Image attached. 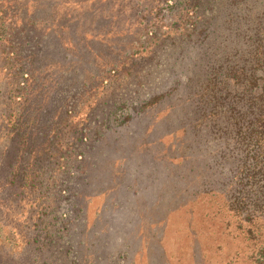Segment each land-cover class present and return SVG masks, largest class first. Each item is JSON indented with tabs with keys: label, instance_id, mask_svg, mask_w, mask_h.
Listing matches in <instances>:
<instances>
[{
	"label": "rangeland",
	"instance_id": "1",
	"mask_svg": "<svg viewBox=\"0 0 264 264\" xmlns=\"http://www.w3.org/2000/svg\"><path fill=\"white\" fill-rule=\"evenodd\" d=\"M181 3L152 10L155 0H0L1 166L15 162L9 151L32 135L36 150H55L53 157L43 155L35 169L45 172L35 178L40 186L45 182L43 187L25 197L18 195L20 189L5 188L6 173L0 172V264H35L36 244L28 254L22 252L28 238H46L53 220L42 210L61 216L52 224L55 232L71 228L78 264H258L264 228L241 220L224 195L202 192L207 174L199 170L196 155L185 156L189 140L180 107L173 111L167 101L150 105L158 90H144L135 108L143 110L131 120L124 118L132 108L115 106L85 162L76 156L87 144L70 143V127H86L88 108L82 100L100 95L111 73L107 68L119 66L138 47L149 19L156 29L153 43L159 35L184 32L187 12ZM12 27L17 65L32 76L25 86L23 77L6 79L5 31ZM5 88L26 101L14 108L18 129L7 121L11 98H5ZM79 99L82 113L74 119L63 108ZM57 139L63 143L55 144ZM64 150L68 158L63 163L78 165L79 176L56 164ZM20 157L27 173L32 159ZM40 221L36 228L33 224Z\"/></svg>",
	"mask_w": 264,
	"mask_h": 264
},
{
	"label": "trees",
	"instance_id": "2",
	"mask_svg": "<svg viewBox=\"0 0 264 264\" xmlns=\"http://www.w3.org/2000/svg\"><path fill=\"white\" fill-rule=\"evenodd\" d=\"M181 1L155 0L157 5L152 6V10L156 7L161 10L166 3L184 4L187 12L184 32L173 36L159 35L153 43L156 29L153 21L147 18L149 15L144 14L145 21H149L138 47L119 66L107 68L111 73H107L102 81L99 96L82 100L83 107L88 108L84 119L86 127L81 129L83 123L70 127V143L87 144L76 156L85 162L93 144L106 132L101 125L109 119L115 106L126 110L132 108L129 116L124 118L131 120L143 110L141 107L135 111V108L138 107L136 100L144 90H158L150 105L167 101L173 111L180 107V123L189 140L185 156L196 155L199 170L207 174L202 192L224 195L241 220L264 228V0ZM10 31L14 33L13 27L9 32L5 31L6 79L23 77L21 83L25 86L32 76L23 65H17L18 50L14 49ZM5 95V98H11L7 103V121L11 128L18 129L20 116L17 110L26 101L23 94H17L12 88H5ZM80 99L63 108L73 114L74 119L82 113ZM34 136H30V141H22L15 151H9V154L14 153L15 162L9 159L4 168L0 163V172L4 169L6 173L5 188L20 189L18 195L22 197L32 193L31 189L39 191L43 187L45 182L40 186L35 178L45 172L35 169L44 160L43 155L53 157L55 153L50 148L36 150L34 145L38 140H34ZM61 141L57 139L55 144H62ZM65 153L64 150L57 154L56 164L66 169L65 173L76 176L78 165L73 163L71 167L69 162L63 163L68 158ZM20 155L23 158L28 155L25 161L32 159L26 166L28 174L23 172L25 163L22 164ZM20 173L23 174L21 177ZM81 173L88 184L87 172ZM41 212L43 215L52 213L53 222L48 226L46 238H28L22 255L28 254L31 244H36L35 264H78L71 228L64 226L55 232L52 224L58 223L61 216L53 210ZM33 225L40 228L41 221ZM256 258L258 264H264V246Z\"/></svg>",
	"mask_w": 264,
	"mask_h": 264
}]
</instances>
